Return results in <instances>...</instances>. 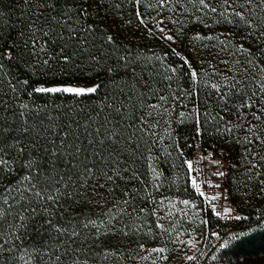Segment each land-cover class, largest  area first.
I'll use <instances>...</instances> for the list:
<instances>
[{
    "label": "snow or ice",
    "instance_id": "obj_1",
    "mask_svg": "<svg viewBox=\"0 0 264 264\" xmlns=\"http://www.w3.org/2000/svg\"><path fill=\"white\" fill-rule=\"evenodd\" d=\"M22 5L18 20L24 21L26 18L31 39L25 41L24 47L29 54L37 57L34 65L39 63L47 65L50 60L56 59L69 64L76 53L94 50L97 39L100 41V54L90 52V59L97 65L106 59L105 45L114 46L110 55L115 57L118 65L135 64L129 73V80L123 85H116L115 91L102 95L99 103L90 111H85L81 106L77 112H65L61 118L59 115L49 113L47 106L43 109L30 106L18 96L0 99V136H3L0 144L10 139L12 132L16 130L23 136H31L34 133V142L49 140V153L53 155V159L67 158V167L75 169L76 180L72 181V177L69 176L75 191L62 192L60 188H56L54 193L48 195L37 191L35 194L41 200L59 205L62 197L76 200L78 197L96 196L106 204L109 203L105 193H116L121 188L120 181L126 184L132 180H140L134 164L141 145H147L148 151H151V147L162 141L165 135L171 138L170 129L173 123L182 124L189 118L195 124L194 140L201 137L205 126L211 123L217 132L231 135L236 142L245 146L243 155L247 180H255L260 186L261 194H264V0H22ZM125 5H131L133 15L130 19H125L127 15ZM162 10H166L169 15L165 16ZM152 12L155 15H151ZM2 15L3 13H0V16ZM188 15H192L195 21L207 18L213 19L216 23L232 24L239 29L241 40L255 41V49L239 41L233 43L236 33L208 36L195 33L191 37L192 41H215L211 47L216 49L217 54L220 52L228 54L227 58H220L216 63L201 58L199 64L202 66L207 63L208 68L198 69L188 55L173 47L174 44L180 43L179 38L184 31V21L181 17ZM112 19H118L125 25L135 22L137 29L143 27L149 36H156L159 32L158 39L167 42L168 51H164L162 56L153 53L148 57L149 60L155 59L162 65L156 74L161 81L159 85L155 82L156 77L144 73L143 70L139 73L136 71L139 65L135 62L141 54L133 55L131 48L122 47L118 43L109 30L111 25L108 21ZM169 23L180 27L169 28L167 27ZM20 35H23V32ZM14 49L13 43L0 50V72L5 69L2 61H11L14 58ZM67 49L75 51H66ZM192 50L199 54L195 45ZM117 51L124 54L115 56ZM40 54H44L46 58L41 60ZM170 57H176L179 63L172 61ZM117 70L118 68L112 66L106 69L108 73ZM184 76L190 79L191 84L188 88L178 83ZM17 83L27 85L29 81ZM17 83L9 79L8 90L15 93ZM2 87L3 78L0 77V88ZM103 87L100 82L90 86H40L35 87L33 93L53 95L64 93L74 98L91 97ZM201 92L203 111L200 110ZM4 95L7 96V92ZM31 95L32 93H29V96ZM189 102H192L191 108L188 107ZM17 106L18 113L14 111ZM9 111L20 117L16 129L8 126L6 115ZM173 113L175 120L172 119ZM166 117L168 119H165ZM160 129H163L165 135L160 134ZM237 132L243 135L236 136ZM188 146L199 147L198 144ZM19 151H24L23 145H20ZM214 163L218 165L219 161ZM6 164L7 161L0 159V166ZM184 164L189 172L194 170L191 160H185ZM152 171L155 173L156 169L152 167ZM214 175L223 176L224 173L217 172ZM155 178H159V173H156ZM27 179L31 181L32 177L29 176ZM191 185L200 196H205L194 178ZM208 186L219 187L218 184L212 183ZM35 187L33 183L29 190ZM100 189H104V193H101ZM134 199L136 197L133 191L127 188L120 191L119 196L113 195L112 206L100 214L99 220L85 219L81 210L79 219L84 221L83 228L94 229V233L89 232L83 239L81 231L76 227L70 226L71 230L57 228L58 232L67 237L68 244L60 242L64 256L59 252L54 253L49 257L52 264H63L65 256H70L73 264H87V257L92 255L94 246L90 241H100L102 236L115 234L117 231L125 237L131 238L134 234L136 236L138 251L135 257L129 253V258L140 262L148 261L150 264L166 262L169 259L165 255L168 251L167 242L164 246L149 249L139 240L145 229L148 233H153V227L146 223L137 224V217L143 215L147 209L135 208ZM210 199L217 200L219 196L213 195ZM165 200L167 197L158 204H164ZM3 203L7 204V200ZM81 203L92 201L84 199ZM153 203L157 204L155 200ZM180 203L188 206L190 202L182 200ZM169 204L171 208H175L174 203L169 201ZM128 208H131L130 212L127 211ZM31 211L35 213L36 209L33 208ZM44 211L47 212V208ZM231 211L230 208H224L226 214ZM125 213L128 222L123 223L120 229H116L113 221L121 223ZM151 215L158 217L154 229L169 235L175 230L174 227L170 230L162 223L166 219L165 216L155 210ZM167 215H172L171 209ZM20 219L23 220L24 217L21 216ZM236 219L240 217L236 216ZM171 223L174 225L175 221ZM176 239L179 240V236ZM8 243L6 240H0V254L11 250L6 246ZM103 255L107 259L109 256H122L123 253L119 249H104ZM186 259L191 261L196 257L189 255Z\"/></svg>",
    "mask_w": 264,
    "mask_h": 264
},
{
    "label": "trees",
    "instance_id": "obj_2",
    "mask_svg": "<svg viewBox=\"0 0 264 264\" xmlns=\"http://www.w3.org/2000/svg\"><path fill=\"white\" fill-rule=\"evenodd\" d=\"M22 7V0H0V13H3V15L0 16V50L6 49L13 43L15 44L14 58L11 61H2L5 65V69L3 72H0V77L3 78V87L0 88V99H7L8 97L15 98L18 96L20 100L28 103L30 106L40 107L41 109L47 106V111L49 113L52 115H59L63 118L65 112H77L81 106L85 111L92 110L93 107L99 103V99L102 95L115 91L116 85H123L129 80V73L135 64L130 66L118 65L115 57L110 55L114 46H104V56L106 59L102 60L99 65L90 59L91 51H94L96 55L100 54V41L98 39L96 40L94 50L76 53L73 61L69 64H65L62 60L56 59L50 60L47 65L42 63L34 65V61L37 57H33L29 54L24 47L25 41H30L31 39V35L27 29L26 18L24 21L18 20V16L21 15ZM125 9L127 11L125 19L132 18L133 13L131 11V5H125ZM162 11L165 16L169 15L166 10ZM151 15H155V13L152 12ZM181 20L184 21V31L179 38L180 43L174 44L173 47H177L178 50L188 55L190 59H192L193 65L200 70L208 68V64L205 63L201 66L199 64V59L203 58L205 61L212 60L213 63H216L220 58H227L228 54L226 52L217 54L216 49L211 47L212 44L216 43L215 41H192L191 37L195 33H200L202 36L218 35L220 33L229 32L236 33L233 43L239 41L255 49V41L251 39L248 41L241 40L239 29L235 28L232 24L216 23L213 19L207 18L202 21H195L192 15L181 17ZM108 24L111 25L109 30L113 33L122 47L131 48L133 55L136 53L141 54L135 62L139 65V67H136V71L139 73L143 70L144 73L156 77L155 82L159 85L161 81L156 74L157 71L161 69L162 65L155 59H148L153 53L157 56H162L164 51H168L166 47L167 42L158 39L160 35L159 32L156 33V36H149L143 27L137 29L135 22L131 25H125L121 24L118 19L109 20ZM167 27L178 28L180 25L169 23ZM21 32H23V35H20ZM193 45H195V48L198 50V55L197 51L192 50ZM203 45H209V47H203ZM53 47H55V45H53ZM66 51L75 50L67 49ZM123 54V52L117 51L115 56ZM39 58L42 60L46 57L44 54H40ZM170 59L179 63L176 57H170ZM108 66L118 68V70L113 73H108L106 71ZM162 74L163 73H161V75ZM9 79H11L13 83L23 80H28L29 83L27 85L17 83V91L13 93L8 90L7 87ZM63 82H100L104 87L100 92L91 97L74 98L70 94L63 93H56L54 95L33 93V89L40 83L50 84ZM178 83L184 88L190 87L191 84L187 76L179 79ZM5 92H7V96L4 95ZM29 93H32V95L29 96ZM200 98V110L203 111V92L200 93ZM210 102L211 101H209V103ZM18 103L19 101H17V105ZM14 111L18 113L19 107L17 106ZM6 119L10 128L16 129L18 127L20 121L18 115H13V112L9 111L6 115ZM33 119H35V113H33ZM165 119H168V117ZM172 119L175 120V113H173ZM191 127L193 129L192 133L190 132ZM185 128L189 129V132L183 133ZM194 130V121L189 118L182 124L175 122L171 125V138H168L167 135L164 134L163 129H160V134L165 135V138L155 143L151 147V151H148L147 145L142 144L141 148L136 153L137 158L134 164V168L139 177H142L143 171H146V163L149 160L157 164L161 176L170 173L171 163H175L181 158V152L178 151L177 145L181 144L184 138H190L192 134L195 133ZM34 135L33 133L31 136H23L16 130L12 132L10 139L0 144V159L7 161L6 165L0 166V238L2 237L3 239L4 234L8 232L11 233V224L9 225V223L13 220H18L17 217L15 218L13 216L14 213L17 214L16 208L20 210L17 204H14L16 208H12L10 204L3 203L4 200L8 201L10 198V192H7L10 189L8 187L12 185L17 186L23 180L29 181L27 179L29 176L38 184L44 182V185L47 184L48 188L51 187V181H56L58 180L57 178L61 176H71L76 180L75 169L67 167V158L53 159V155L49 153V140L34 142ZM235 135L242 136L243 133L237 132ZM202 138L207 141V147L211 146L210 144H216V146L223 147V151L225 149L229 150L227 151V155L231 159V165L230 167L228 166L227 196L236 204L237 211L241 213L240 219L227 222L219 221L218 225H216L217 227H221L220 234H225L231 228L236 229L237 232L234 234L233 238L226 241L223 249L216 250L215 254L231 255L230 257L237 259L239 264H249L251 261L256 262L259 258H264V194H261L260 186L255 180H247L245 174V157L243 155L245 146L236 142L233 136L217 132L215 126L211 123L205 126ZM0 140H3V136H0ZM17 141H19V143H17ZM188 144H192L191 140L186 143V146ZM13 145L15 147H13ZM20 145L24 146L23 152L19 151ZM143 177L145 182H147L148 177ZM65 181L72 183L67 179H65ZM129 184L139 189V194L145 192L142 180H132ZM5 189H7V191H4ZM89 191H91V189H89ZM65 192L67 191L65 190ZM117 192H119V190ZM28 197L30 198L29 195ZM143 197L146 198L147 196L142 195L141 199ZM37 198L38 196L35 194V199ZM90 198L91 196L87 198L78 197V200H70V202H76L75 204L77 206V204L84 199L90 200ZM66 199H64L60 207L63 209L64 216L57 213L53 221L58 223L59 226L64 224L62 219H72L74 220L73 222L80 224L82 220L73 215L74 213L72 211L70 216L66 214V208L73 209L72 207H68ZM109 200L111 201V199ZM92 203H85L86 205L89 204V210H86L85 214L93 207ZM39 210L40 209L35 212V215H29V222L25 230L19 231L20 238L15 239V234L10 235L15 239L13 245H16L18 248L16 253H18L19 250H23L21 248L23 243L29 250H35V257L32 255L35 259V264H51V262L47 263L46 261L48 260V255H51V246H49V244L50 241L55 240L56 236L60 237L61 234L60 232L53 231V224L44 221L43 214ZM92 210H94L93 213L95 214V209ZM30 216L35 219H32ZM86 218L90 217L86 216ZM49 221L52 222L51 218ZM154 223L155 221L152 220L153 227ZM16 231L18 230L16 229ZM147 235L148 233L145 230L144 234L139 237L143 240H147ZM135 237L134 234L130 239L134 240ZM6 241H9L8 237H6ZM13 245L9 241L7 247L13 249ZM42 255L47 256L44 257ZM9 256L10 255H0V263L8 264L7 261H9L11 257Z\"/></svg>",
    "mask_w": 264,
    "mask_h": 264
},
{
    "label": "rangeland",
    "instance_id": "obj_3",
    "mask_svg": "<svg viewBox=\"0 0 264 264\" xmlns=\"http://www.w3.org/2000/svg\"><path fill=\"white\" fill-rule=\"evenodd\" d=\"M91 84L93 83H40L36 87H53L61 85L90 86ZM191 106L192 103L189 102L188 107L191 108ZM180 110L187 111V109ZM192 130L193 129L191 127V133ZM187 131L189 132V129L185 128L183 133H186ZM194 136L195 133L192 134L190 138H184L183 142L177 145L178 151L181 152V158H179L175 163H171L170 173L161 176L155 162L153 163L152 160H149L146 163V171H143V176L148 177L147 182H145L143 176L140 177V180H142L143 186L145 187L144 193L142 192L139 194V189L132 187L129 184L130 182L125 184L123 181H120L119 183L121 184V188L119 189V192L114 194L111 192L105 193L109 203L106 204L105 201L101 200L99 197L91 196L90 201L93 202V207L91 208L95 209V214L93 213L94 210L91 208L90 211L85 214L86 210H89V204L86 205L85 203L80 202L76 206V202H70V200H75L68 198L66 199V197L60 198L59 205H54L51 201L41 200L40 197L35 199V193L37 191L41 192L43 195L54 193L56 188H60L62 192H65V190L75 191V189L72 187V183L65 181V179L69 180V176H63V181H61V177L57 178L58 180L56 181H51V187L49 188L47 184L44 185V182L38 184L33 180H23L17 186L12 185L8 187L10 189L7 192H10V198L7 201V204H10L12 208H16L14 207V204H17L20 210L16 208L17 214H13V216L15 218L17 217L18 220H13L11 223H9V225L11 224V233L8 232L9 234H4V239L1 237L0 240H6V237H8L9 241L13 245L15 239L20 238L19 231H24L25 227L28 225L29 215H35V213L31 211L33 208L36 209V211L40 209L39 211L43 214L44 221L48 222L49 224H53V231H57V228H68L71 230L70 226H73L81 231V239H83L88 235L89 232L94 233V229L83 228V220L80 222V224H78L73 222L74 220L72 219H62L64 221V224L61 225L62 227L53 221L57 213L61 214V216H64L63 209L60 208L64 199H66L68 207L73 208H66V214L68 216H70L72 211L74 213H72L73 215L80 217L81 210H83L85 219H87V216L91 219L99 220L100 214L107 211V209L112 206L110 203L113 199V195L119 196L120 191H123L125 188H127L131 189L134 193V196L136 197V199L133 201L134 207L137 209L141 207L147 209L143 215L137 217V224H142L145 220L144 223L153 227L152 220L156 221V219H158L157 216L151 215V213L155 210L160 215L166 217V219L162 221L166 227H168L170 230L173 227L175 228V230L171 231L169 235L167 233H162L161 230H156L153 227V233L150 234L147 232V240H143L139 237V240L143 242L145 247L149 249L157 246H164L167 242L166 247L168 251L165 253V255L168 256L169 259L166 262H163V264H239L237 259L230 257L231 255L228 256L215 254V251L223 249L226 241L230 238H233L234 234L237 232L236 229L231 228L225 234H220L221 227L216 226L218 225V222H227L230 220L233 221L236 219V216L241 217V213L237 211L236 204L233 203L227 196L228 169L225 170L223 176L214 175V173H217L219 168L225 169L227 164L230 167L231 159L227 155V151L229 150L225 149L223 151V147L221 148V146H216V144H210L214 152L207 159L206 155L210 146L207 147V141L203 140L202 136L197 140L193 139ZM189 140H191L192 144H198L199 147H189V144L186 146V143L189 142ZM185 160H191L193 162L194 170L192 172L188 171L186 165L184 164ZM214 161H219V164H215ZM150 164L156 169L155 173L152 171V167H149ZM156 173H159L158 179L155 178ZM193 178L200 185V190L205 193L204 197L200 196L196 189L192 187L191 180ZM72 180L75 181L74 177H72ZM33 183L36 185L35 189L29 190L31 188V184ZM209 183L218 184L219 187H209ZM99 191L104 193V189H100ZM142 195H146L147 197H143L141 199ZM213 195H218L219 199L211 200L210 198ZM165 197H167V200H165L164 204H158V202L163 200ZM109 199H111V201ZM76 200H78V198ZM153 200L157 202L156 205H154ZM182 200H188L190 202L189 205L185 206L181 204L180 201ZM169 201L175 204V208H171ZM45 208H47V212L44 211ZM224 208L232 209L233 214L230 220H227L228 216L225 215ZM170 209L172 211V215L168 216L167 213ZM127 211L130 212L131 209H127ZM217 213H219V215H217ZM21 216L24 217L23 220L20 219ZM30 217L35 219L32 216ZM50 218L52 222H49ZM172 221H175L174 225L171 223ZM127 222V213H125L123 216L121 223H116L113 221V223L116 225V229H120L122 224ZM16 229L18 231H16ZM145 230L147 231V229ZM10 234H15L16 238L13 239ZM177 236H179V240L176 239ZM55 238V240L50 241L49 246H51V255L48 256H53V254L56 252H59L62 256H64V251L60 246V242L62 241L64 245H67L68 239L62 234L60 237L56 236ZM180 241H183V243ZM90 244H93L94 246L92 247V255L87 257V264H150L148 261L140 262L129 258V253H131L132 257H135L138 251L136 237L134 240H131L130 237L122 236L117 231L115 234L102 236L100 241H90ZM26 247L27 246L25 244L23 245L22 243L21 248L23 250H19L18 253H16L18 248L16 245H13V249L10 248V251L0 255L11 256H9V261H7L8 264H35V259L33 258V256L35 257V250H29V248ZM104 249H119L123 255L109 256L107 259H105L103 255ZM189 255H195L196 259L191 261L187 260L186 257ZM42 256L45 257L47 255ZM21 257H23V259H21ZM49 257L46 261L47 263L51 262L52 264V261L49 259ZM81 259L83 260V256ZM63 264H73L72 258L70 256H65ZM157 264H161V262L158 261ZM249 264H264V258L261 257L258 259V261H251Z\"/></svg>",
    "mask_w": 264,
    "mask_h": 264
},
{
    "label": "built area",
    "instance_id": "obj_4",
    "mask_svg": "<svg viewBox=\"0 0 264 264\" xmlns=\"http://www.w3.org/2000/svg\"><path fill=\"white\" fill-rule=\"evenodd\" d=\"M214 152V150L211 148V146L209 147V149H208V152H207V155H206V157H207V159L211 156V154ZM226 169H228V164L226 165V167H225V169H222V168H219L218 170H217V172H223V173H225V170ZM232 211L230 212V213H225V215L226 216H228V218H227V220H230L231 219V217H232Z\"/></svg>",
    "mask_w": 264,
    "mask_h": 264
}]
</instances>
